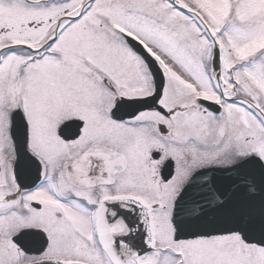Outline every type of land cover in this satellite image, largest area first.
I'll return each mask as SVG.
<instances>
[{
    "label": "snow or ice",
    "instance_id": "1",
    "mask_svg": "<svg viewBox=\"0 0 264 264\" xmlns=\"http://www.w3.org/2000/svg\"><path fill=\"white\" fill-rule=\"evenodd\" d=\"M0 264H264V0H0Z\"/></svg>",
    "mask_w": 264,
    "mask_h": 264
}]
</instances>
